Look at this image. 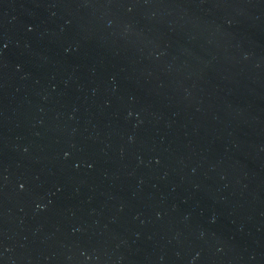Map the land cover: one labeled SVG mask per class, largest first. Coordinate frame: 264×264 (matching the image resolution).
<instances>
[{
    "label": "water",
    "instance_id": "obj_1",
    "mask_svg": "<svg viewBox=\"0 0 264 264\" xmlns=\"http://www.w3.org/2000/svg\"><path fill=\"white\" fill-rule=\"evenodd\" d=\"M0 264H264V0H0Z\"/></svg>",
    "mask_w": 264,
    "mask_h": 264
}]
</instances>
